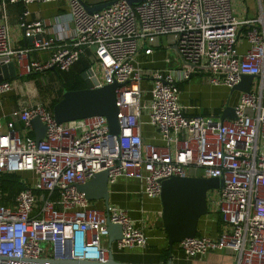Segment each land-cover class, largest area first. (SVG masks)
<instances>
[{
    "label": "built area",
    "instance_id": "built-area-1",
    "mask_svg": "<svg viewBox=\"0 0 264 264\" xmlns=\"http://www.w3.org/2000/svg\"><path fill=\"white\" fill-rule=\"evenodd\" d=\"M32 1L55 0H0V5ZM231 1L113 0L88 12L79 0H67L72 34L57 43L55 35L36 39L37 48L52 46L44 61L26 58V48L13 49L0 18V60L15 55L17 76L50 67L68 70L84 56L89 76L96 77L91 63L101 70L94 86L119 83L116 116L124 121L117 141L108 137L104 115L56 122L40 101L13 108L0 121V175L33 176L28 184L21 179L25 186L11 204L0 203V264H57L64 259L102 263L108 250L112 255L113 249L144 248L143 227L124 208L96 207L76 190L101 170H106L107 185L120 177L136 180L146 198H158L160 181L168 177L221 179V188L206 192L207 212L219 215V230L214 236L183 238L176 248L186 259L223 252L227 264H264V14L238 19ZM26 13L22 11L19 25L41 32L38 20H23ZM161 36L176 64L147 72L150 86L144 98V71L135 56L139 49L146 54L159 46ZM243 39L246 45L238 50ZM195 73L226 87L241 74L253 75L247 91L225 102L233 107V118L203 113L197 104L190 106L197 112H187L179 101V83ZM12 87L11 78L0 79V95ZM141 114L159 142L142 139ZM33 117L44 124L38 142L28 134ZM107 223L120 226V238L109 245Z\"/></svg>",
    "mask_w": 264,
    "mask_h": 264
},
{
    "label": "crops",
    "instance_id": "crops-1",
    "mask_svg": "<svg viewBox=\"0 0 264 264\" xmlns=\"http://www.w3.org/2000/svg\"><path fill=\"white\" fill-rule=\"evenodd\" d=\"M88 3H93L99 0H84ZM232 11L233 16L238 19L245 17H253L259 13L264 14V0H232ZM27 10V13L23 15L25 22L38 20L41 24L42 31L39 32L38 38H48L51 35H55L58 38L54 43L60 42L61 40H68L72 34V23L67 15V0H55V1H32L26 4L20 2L5 3L3 6L0 5V18L3 16L4 21L7 25V36L10 46L13 49H27L26 58L30 60L44 61L48 58L51 48H37L34 46V41L37 37H32L31 32L27 30L24 34L23 27L19 25L22 11ZM30 35L26 39L25 35ZM164 37H160V45L154 47L151 52L143 53L141 49L137 52L135 58L137 63L141 66L144 71V75L140 81V85L144 91V98L148 96V88L150 86V76L147 73L153 68H163L175 65V58L170 53L173 51L162 43ZM246 45L243 39L238 46V50H242ZM174 56V55H173ZM84 57V56H82ZM171 57V58H169ZM0 63H6L7 61L0 60ZM11 61L14 67L15 75L10 77L13 83V87L0 95V121L4 122L7 119V114L13 108H16L22 104H25L31 100L32 93L28 94V88L33 83V79L38 77L34 73L30 78L24 75L17 76V65L16 56L11 55L8 59ZM197 77L192 75L190 78L179 83V101L186 105L187 112H197L196 108L190 106L194 105L193 102L188 101L187 94L185 96L184 86L188 84V81ZM14 78V79H13ZM34 84V83H33ZM32 84V85H33ZM221 86V85H217ZM217 94H210L205 107H200L198 110H202L203 113H219L225 94L216 92ZM196 105V104H195ZM141 125L140 134L142 139L147 142H159L156 131L145 121V114H141ZM15 126L20 129L21 123L16 121ZM3 128V127H2ZM22 176L27 178H33L31 173L22 172ZM139 185L134 179L120 177L115 183L107 185L108 191V204H114L121 208H124L129 216L134 220L137 225L143 227L144 233L147 237V245L144 248H133L124 250L112 255V258L118 262L124 263H137V264H156L164 263L161 260V250L166 247V236L161 226L160 221V204L158 198H146L139 194ZM136 197H143L140 201H137ZM96 207L103 206L102 200L93 201ZM220 218L217 213L207 212L205 215L198 219L196 232L198 235L214 236L220 227ZM181 255V253H180ZM192 259V258H191ZM191 259H186L179 256V253L175 255L171 254V262L173 264H192ZM203 259L202 264H223L222 260H205ZM227 264V263H224Z\"/></svg>",
    "mask_w": 264,
    "mask_h": 264
},
{
    "label": "water",
    "instance_id": "water-1",
    "mask_svg": "<svg viewBox=\"0 0 264 264\" xmlns=\"http://www.w3.org/2000/svg\"><path fill=\"white\" fill-rule=\"evenodd\" d=\"M88 12L100 10L108 6L113 0H99L88 3L79 0ZM130 4L143 0H126ZM28 28H23L24 34ZM32 37H39V32H33ZM30 35H25L26 39ZM1 59V57H0ZM1 62V61H0ZM50 70H54L50 67ZM89 68L80 73L84 86L76 89H62L61 96L52 104L51 111L56 122L68 120L77 117L88 116L92 114H102L106 118L108 126V137L118 140L117 134L119 124L124 121H118L116 116L117 106L115 104V88L119 83H111L94 86L97 79L94 75H88ZM15 75L14 67L11 61L0 63V79L10 78ZM253 75L241 74L239 80L231 85L230 91H247L248 85ZM219 119L233 118V107L224 103L217 114ZM30 125L33 137L38 142L44 133V124L37 118L30 119ZM221 179L217 177H178L172 176L160 181V192L158 196L160 204V221L162 229L166 236V246L171 249L174 243L183 238L193 237L196 234L198 219L207 213L206 192L212 189L221 188ZM84 196L91 201L102 200L103 206H107L108 191L106 183V170H101L92 175V177L82 184L75 186ZM107 241L108 245L114 239L120 238V226L118 224L107 223ZM170 254V253H169ZM57 264H137L124 263L113 260L110 251H107L105 262L95 263L88 261L56 260ZM173 264L169 259L164 263Z\"/></svg>",
    "mask_w": 264,
    "mask_h": 264
},
{
    "label": "rangeland",
    "instance_id": "rangeland-1",
    "mask_svg": "<svg viewBox=\"0 0 264 264\" xmlns=\"http://www.w3.org/2000/svg\"><path fill=\"white\" fill-rule=\"evenodd\" d=\"M170 55L175 58V56H173L174 54L170 53ZM171 58V57H169ZM94 64L93 68L95 71V75L98 79H101L102 75H101V70L99 69V67L97 65H95V63H91ZM197 75V77H193L188 81L187 86L185 85L183 90L185 91V96L187 94V99L190 102H193V104H197L200 107H205L207 104L208 96L212 93V94H217L216 92H220L221 94H225L224 97V102H229L232 103V101L234 100V98L236 97V95L238 94L237 90H232L230 91V87H226V86H217V85H212L210 84L205 75L202 73H195ZM192 74V75H195ZM38 77L33 79V85L31 84V86L28 88V94L32 93L31 96V100H35V101H40L42 103H44L45 105L48 104L49 100L54 97V96H58L60 93V85H59V80L56 78V76L54 75V73L52 72V70L49 69V71H44V72H38L36 74ZM191 75V76H192ZM190 76V77H191ZM189 77V78H190ZM30 78V77H27ZM254 87V81L252 83V89ZM61 95V94H60ZM21 134V133H20ZM197 173H200V170L197 171ZM19 176L21 177L22 174H19ZM137 201H140V199H142L143 197H136ZM111 250H112V246H111ZM124 250H112V255L117 254L118 252H122ZM176 253L180 252L178 251V249L176 248L175 244L172 246L171 248V254L175 255ZM223 252L217 254V253H209L207 255H205V260H214V259H218L219 261L224 259L222 256ZM191 259V258H189ZM192 264H202L203 263V259L198 258V257H194L191 260Z\"/></svg>",
    "mask_w": 264,
    "mask_h": 264
},
{
    "label": "trees",
    "instance_id": "trees-1",
    "mask_svg": "<svg viewBox=\"0 0 264 264\" xmlns=\"http://www.w3.org/2000/svg\"><path fill=\"white\" fill-rule=\"evenodd\" d=\"M89 65V62L86 57H80L78 61L72 65L68 70H58L54 68L52 72L59 80L60 85V93L58 96L52 97L48 104L46 105L49 109H51L52 104L61 96L62 89H76L84 86V83L80 77V73L84 71ZM49 71V70H46ZM44 72V71H43ZM37 72H30L25 74V77H31ZM29 135H33L32 130L28 131ZM21 173H9V174H1L0 175V203L7 205L11 204L13 196L17 191L22 189L25 186V183L21 180L22 178L26 179V183L28 184L30 178L19 176ZM198 235L197 232L195 234ZM175 244V243H174ZM173 244V245H174ZM172 245V246H173ZM172 248V247H171ZM171 249L167 246L161 250V260L165 261L168 258Z\"/></svg>",
    "mask_w": 264,
    "mask_h": 264
}]
</instances>
